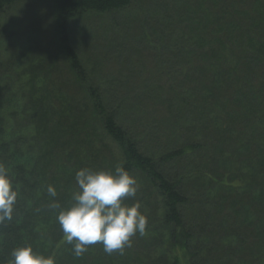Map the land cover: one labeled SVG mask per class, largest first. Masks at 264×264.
Here are the masks:
<instances>
[{"label": "trees", "instance_id": "trees-1", "mask_svg": "<svg viewBox=\"0 0 264 264\" xmlns=\"http://www.w3.org/2000/svg\"><path fill=\"white\" fill-rule=\"evenodd\" d=\"M19 1L0 0V17ZM52 1L54 56L28 45L12 58L0 24V164L18 193L0 264L25 245L55 264H264V4L200 10L186 41L157 48L145 92L122 93L87 75L70 25L138 0ZM116 166L138 181L126 203L141 204L145 234L77 257L50 204L70 205L79 169Z\"/></svg>", "mask_w": 264, "mask_h": 264}, {"label": "rangeland", "instance_id": "rangeland-1", "mask_svg": "<svg viewBox=\"0 0 264 264\" xmlns=\"http://www.w3.org/2000/svg\"><path fill=\"white\" fill-rule=\"evenodd\" d=\"M258 3L263 5L264 0H138L122 12L76 18L70 25L71 45L78 51L87 75L108 82L109 90L145 92L146 80L152 83L154 79V62L164 60L163 48L160 57L157 48L186 41L184 36L192 23L201 18L200 10H253ZM53 11L52 0H20L0 17V24L14 37L8 44L12 58L16 48L25 51L29 46L54 56ZM172 62L179 60L172 58ZM141 117L145 122L161 124L157 112Z\"/></svg>", "mask_w": 264, "mask_h": 264}, {"label": "clouds", "instance_id": "clouds-1", "mask_svg": "<svg viewBox=\"0 0 264 264\" xmlns=\"http://www.w3.org/2000/svg\"><path fill=\"white\" fill-rule=\"evenodd\" d=\"M77 191L72 193L71 203L62 208L58 201L50 204L59 209L57 221L69 244L73 245L75 256H82L89 246L102 244L103 250L111 254L123 252L131 246V239L137 233L145 234L147 217L136 201L126 203L136 197L138 181L123 166L114 169L93 171L81 168L75 174ZM48 194L57 195L53 186ZM17 191L8 168L0 164V223L10 221L17 199ZM11 264H55L51 256L37 254L31 245L13 249Z\"/></svg>", "mask_w": 264, "mask_h": 264}]
</instances>
